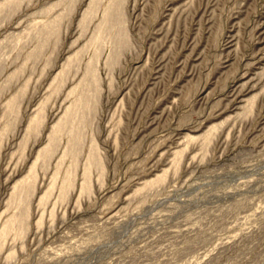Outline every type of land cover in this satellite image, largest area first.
<instances>
[{
	"label": "rangeland",
	"instance_id": "1",
	"mask_svg": "<svg viewBox=\"0 0 264 264\" xmlns=\"http://www.w3.org/2000/svg\"><path fill=\"white\" fill-rule=\"evenodd\" d=\"M89 2L0 10V264H264V0H100L83 28Z\"/></svg>",
	"mask_w": 264,
	"mask_h": 264
},
{
	"label": "bare ground",
	"instance_id": "2",
	"mask_svg": "<svg viewBox=\"0 0 264 264\" xmlns=\"http://www.w3.org/2000/svg\"><path fill=\"white\" fill-rule=\"evenodd\" d=\"M5 1V0H4ZM19 2H21V0H6L4 3H2L1 5H0V10H2L4 7H6V6H8V5H10L11 3H19ZM100 2V0H90V2H89V4H88V8L86 9V11H84L85 13H84V15H82V19H81V25H82V27L83 28H86V27H84V25L86 24V22H87V20L90 18V17H92V15H93V13H94V11H95V9H97L96 8V5L98 4ZM99 5V4H98ZM123 7V6H122ZM112 9H113V7L111 6V7H107L105 10H104V12H103V17H102V21L101 22H103V24H99L94 30H95V32L93 33V35H92V37H91V43L92 42H94V41H98L99 39H102V35L101 34H104L103 33V31L105 30V28H106V24H108V23H111L112 21H113V16H112V13H111V11H112ZM120 9V8H119ZM3 11V10H2ZM97 13V12H96ZM120 13V12H119ZM123 13V12H122ZM122 13H121V15H122ZM120 15V16H121ZM58 16V15H57ZM121 18V17H120ZM61 19V17L60 16H58L54 21H53V24H54V26H56V24H58L59 23V20ZM118 19V18H117ZM116 20V19H115ZM119 20V19H118ZM117 21V20H116ZM120 21V20H119ZM90 22V21H89ZM100 22V23H101ZM115 22V21H114ZM121 23V22H120ZM48 25V24H47ZM112 25V24H111ZM45 26V25H44ZM51 26V25H50ZM105 26V27H104ZM40 27H43V26H40ZM48 27H49V25H48ZM46 28V27H45ZM37 28L36 29V31H35V33L37 34V35H43V34H46V32H47V30L46 29H48V28ZM52 29V28H51ZM48 31H49V29H48ZM50 33V32H49ZM53 33V32H52ZM122 34V33H121ZM102 36V37H101ZM101 37V38H100ZM124 37V36H123ZM99 42V41H98ZM80 54V52L78 51V53H76V55H75V58H77L78 57V55ZM71 60V59H70ZM73 61H74V59H73ZM113 62V61H112ZM114 63V62H113ZM70 64V63H69ZM89 65V64H88ZM90 65H92V64H90ZM70 65H68V67H69ZM65 67H67V65H65L64 66V68ZM90 67H94L93 69L91 68V70H90V68L88 69V67H87V70H90L91 72V76H92V78L94 79V81L97 83V84H94L93 82H92V84H94V85H98L99 86V81L97 82V80H98V77H97V74H96V72H97V67H96V63H95V66H90ZM62 69V68H61ZM65 70V69H64ZM64 72V71H63ZM14 74V73H13ZM69 74V73H68ZM87 74V73H86ZM63 75V74H62ZM87 75H89V74H87ZM14 76V75H13ZM90 76V75H89ZM90 76V77H91ZM10 78V77H9ZM59 80V83H61V82H63V79H61V77L60 78H58ZM85 79V78H84ZM86 80V79H85ZM56 81V80H55ZM57 81V82H58ZM62 84V83H61ZM93 85V86H94ZM57 86V85H56ZM98 86H96V87H94V88H99ZM76 87V86H75ZM55 88V87H54ZM58 88V87H57ZM77 89V91H78V88H76ZM74 90L75 89H72V90H70V94H72L73 92H74ZM85 90H86V88H85ZM88 90V89H87ZM98 90V89H97ZM80 92V91H79ZM96 92V91H95ZM74 94V93H73ZM77 94H79V93H77ZM77 94H76V96H77ZM86 94V93H85ZM90 94V93H89ZM93 94V93H92ZM92 94H91V97L93 98V96H92ZM97 94V93H96ZM88 96V95H87ZM97 96V95H96ZM81 97H85L86 98V96H81ZM17 98H18V96H17ZM17 98H13L12 97V99H10L9 100V102L7 103V106L8 107H15L16 108V106L18 105V100H17ZM78 98V97H77ZM89 98V97H88ZM87 98V99H88ZM98 98V97H97ZM76 99V98H75ZM86 99V100H87ZM82 100H84V98L82 99V98H79L78 100H77V102L76 103H74L73 105H71V106H69L68 108L66 107V110H65V112H64V114L63 115H61L62 117L60 118L59 117V120H58V122H56L55 123V125L50 129V131H51V136L53 135H57V134H61V132L63 131V128H64V126H65V124L66 123H71L70 121L71 120H73V119H78V120H80V121H82V119L85 117L84 115V113H85V111L83 112V117L81 116V111H83V109L85 110L86 108H85V106L86 107H88L87 106V104L84 106V104H83V101ZM89 100V99H88ZM95 100V99H94ZM76 101V100H75ZM86 102V101H85ZM252 103V102H251ZM251 103H249V104H251ZM91 104H92V102H91ZM90 106H92V105H90ZM251 106V105H250ZM249 106V107H250ZM14 108V109H15ZM89 108V107H88ZM12 109V108H11ZM91 109H92V107H91ZM249 109V108H248ZM89 110V109H88ZM87 110V111H88ZM250 110V109H249ZM247 112H248V110H247ZM16 113V112H15ZM87 113V112H86ZM17 114V113H16ZM38 114H40V112H38ZM41 114H43V113H41ZM35 115V114H34ZM45 115V114H44ZM42 116L41 115H36L34 118H32V120H31V122H30V124H29V126L28 127H32L34 130H38L39 129V126H41V124H43L42 122ZM68 123V127H69V124ZM78 123V122H77ZM8 124V123H7ZM10 125V124H9ZM78 125V124H77ZM75 126V125H74ZM80 126V125H79ZM79 126H77V127H79ZM4 127V126H3ZM7 128V127H6ZM67 128V127H66ZM71 128V127H70ZM4 129V128H3ZM29 129V128H28ZM68 129V128H67ZM66 129V130H67ZM216 130V128H213V133L215 132V130ZM31 130V129H30ZM33 130V131H34ZM212 129H210V132H212L211 131ZM78 131V130H77ZM35 132V131H34ZM67 132H69V131H67ZM75 132H76V130H73L72 129V131L70 132V136L71 137H73L74 135H75ZM210 132H207V134L209 133L210 134ZM38 133V132H37ZM206 134V135H207ZM67 135V134H66ZM206 135H204V136H206ZM69 136V135H68ZM203 136V137H204ZM209 137H207V138H209V139H207L206 137V141L207 140H210V138H211V136H212V133H211V136L210 135H208ZM0 137H1V133H0ZM60 137V136H59ZM202 137V138H203ZM78 138V137H77ZM69 139V138H68ZM71 139H73V138H71ZM204 139V138H203ZM1 140H3L2 139V137H1V139H0V143H1ZM51 140H49V144H48V146L46 147L45 146V149H41L42 151H40L38 154H37V160H36V162L38 161V159L39 158H42V159H44V158H49L50 156H51V154L53 153V151H54V148L57 146V140H55V138L54 139H52V141L50 142ZM71 141V140H70ZM69 141V142H70ZM75 141V140H74ZM77 141V140H76ZM75 141V142H76ZM205 141V142H206ZM189 142V141H188ZM209 142V141H208ZM23 143V142H22ZM78 143H79V140H78ZM77 143V144H78ZM2 144V143H1ZM0 144V145H1ZM68 144V143H67ZM70 144V143H69ZM68 144V145H69ZM204 144H206V143H204ZM3 145V144H2ZM73 145H75L74 143H73ZM73 145H72V147H73ZM70 146V145H69ZM69 146H67V147H69ZM76 147V146H75ZM75 147H73L74 149H75ZM78 148H79V146H77ZM76 147V149L75 150H77L78 148ZM93 148V151L95 152V150H96V148L95 147H92ZM91 148V149H92ZM55 149H57V148H55ZM65 149V148H64ZM72 149V148H71ZM74 150V151H75ZM64 151H66V150H64ZM98 151H96V153H97ZM73 153V152H72ZM95 153V154H96ZM181 153V152H180ZM76 154V153H75ZM177 154H179V153H177ZM176 154V156H178ZM66 155V154H65ZM64 155V156H65ZM94 157H97V154L94 156L93 155V158ZM99 157V156H98ZM97 157V158H98ZM180 157H182V156H180ZM75 158V157H74ZM178 159H175L176 161L177 160H179V157H177ZM41 159V160H42ZM90 159V158H89ZM88 159V160H89ZM76 160V159H75ZM91 160V159H90ZM97 160V159H96ZM96 160H94V162L96 161ZM40 161V160H39ZM45 161V160H44ZM34 162V161H33ZM47 162H48V159H47ZM97 162V161H96ZM45 163H46V161H45ZM44 163V164H45ZM99 163V162H98ZM43 164V163H42ZM76 164V163H75ZM78 164V163H77ZM91 162H87V164L85 165V168H84V173H83V180H84V184L81 186V188L85 191H89V173H90V166H91ZM94 165V164H93ZM99 165H100V163H99ZM176 165H177V162H176ZM42 166V165H41ZM44 166V165H43ZM73 166V165H72ZM76 166V165H75ZM35 163H33L32 164V166L30 167V176L28 177V179H25L22 183H18L16 186L18 187L17 189H19V191L21 192V193H23V192H25V191H28V190H31L33 187H34V184H35V181H36V175H35ZM74 167V166H73ZM100 168H101V170L103 169V167L100 165ZM105 169V168H104ZM45 170H46V168H45ZM69 170V169H68ZM76 173V172H75ZM103 173V172H102ZM162 176V175H161ZM160 176V177H161ZM163 176H164V174H163ZM67 177V180H68V183H67V188L66 189H69L68 187H70V185H71V181H72V179H73V177H74V171L72 170V167H71V171H70V173L68 174V176H66ZM159 177V178H160ZM159 180V179H158ZM163 180V178H161L160 179V182ZM156 181V180H155ZM65 182V181H64ZM74 182V181H73ZM149 184H151V183H149ZM157 184H158V182H157ZM154 185V184H153ZM51 186H52V183H51ZM149 186V185H148ZM65 187H66V184H65ZM64 190V188L62 189V191ZM82 190V191H83ZM48 191V190H47ZM51 191V190H50ZM68 191V190H67ZM14 193H15V190L13 191ZM31 192V191H30ZM16 193H17V190H16ZM28 193V192H27ZM26 193V194H27ZM29 194V193H28ZM47 193H45V195H46ZM48 194H49V192H48ZM16 195V194H15ZM18 195V194H17ZM30 195V194H29ZM28 195V196H29ZM44 195V196H45ZM31 196H32V194H31ZM30 196V197H31ZM46 197V196H45ZM19 199H20V197H19ZM19 199H18V201H19ZM45 198L43 197V199L41 198V202H43V200H44ZM25 200V199H24ZM24 200H23V202H24ZM28 201V200H27ZM45 201V200H44ZM25 202H26V200H25ZM18 203V202H17ZM23 204V203H22ZM43 204V203H42ZM19 206V205H18ZM23 206H26L25 205V203H24V205ZM24 208H26V207H24ZM26 209H28V207L26 208ZM25 211H27V210H25ZM27 213V212H26ZM15 215H17V214H15ZM11 217H13V216H11ZM19 216H17V218H18ZM21 217V216H20ZM28 218V217H27ZM15 219V218H14ZM18 220V219H17ZM14 222V220L11 218L10 220H8L6 223H5V225H4V228H3V231L1 232V234H0V240H3L5 237H6V235H7V233H8V231L10 230V228H12V223ZM19 221H16V224L18 223ZM14 224L15 223H13V226H14ZM27 226V225H26ZM1 242V241H0Z\"/></svg>",
	"mask_w": 264,
	"mask_h": 264
}]
</instances>
